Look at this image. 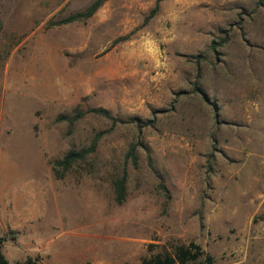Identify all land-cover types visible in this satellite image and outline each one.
I'll list each match as a JSON object with an SVG mask.
<instances>
[{
  "label": "rangeland",
  "instance_id": "rangeland-1",
  "mask_svg": "<svg viewBox=\"0 0 264 264\" xmlns=\"http://www.w3.org/2000/svg\"><path fill=\"white\" fill-rule=\"evenodd\" d=\"M94 1L0 0V186L30 214L3 254L141 264L193 241L210 264H264V0H104L63 22ZM91 107L119 121L70 122Z\"/></svg>",
  "mask_w": 264,
  "mask_h": 264
},
{
  "label": "trees",
  "instance_id": "trees-1",
  "mask_svg": "<svg viewBox=\"0 0 264 264\" xmlns=\"http://www.w3.org/2000/svg\"><path fill=\"white\" fill-rule=\"evenodd\" d=\"M104 0H95L90 7L81 13H77L69 16L64 19L63 22H69L81 18L90 17L95 10L102 4ZM157 10V3L151 9L149 17L153 16ZM92 112L96 114H101L112 120V123L115 124L119 121L117 118L112 117L109 114V111L102 107H91L86 111L78 110L72 117L69 118L70 122L82 117L85 113ZM102 131L97 132L92 138L89 145L86 147L75 150H68L61 159L55 160L52 162V170L54 171L57 177H62L64 173L71 167V165L79 160H83L87 155L93 153L98 145V141L102 135ZM127 158H130L134 165H137V155H136V146L131 145L126 154ZM60 167V170L58 169ZM125 182L126 174L123 173L122 177L116 181L115 190H116V201L118 203L123 202L125 198ZM5 240V236H0V264H10L5 255L1 250L2 242ZM152 244L147 246L148 255L142 258L141 264H200L198 262L199 258L210 264L212 262V257L206 253L199 244L191 241L187 244L176 245L173 249V252L169 251H158L152 252ZM13 264H43L39 255L28 256L24 260L16 261Z\"/></svg>",
  "mask_w": 264,
  "mask_h": 264
},
{
  "label": "crops",
  "instance_id": "crops-1",
  "mask_svg": "<svg viewBox=\"0 0 264 264\" xmlns=\"http://www.w3.org/2000/svg\"><path fill=\"white\" fill-rule=\"evenodd\" d=\"M4 186H0V234L5 233L9 228H15L18 223L22 221L23 217L30 216L28 211H25V208H23L21 205H19L18 207H9L10 197L7 193L4 192L6 190ZM21 190V197L24 199L27 190L25 189V186L21 187Z\"/></svg>",
  "mask_w": 264,
  "mask_h": 264
}]
</instances>
